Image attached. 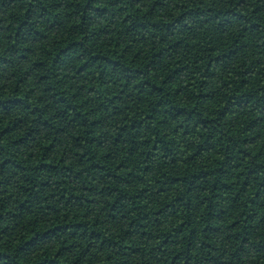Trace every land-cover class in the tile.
Listing matches in <instances>:
<instances>
[{
	"label": "trees",
	"instance_id": "16d2710c",
	"mask_svg": "<svg viewBox=\"0 0 264 264\" xmlns=\"http://www.w3.org/2000/svg\"><path fill=\"white\" fill-rule=\"evenodd\" d=\"M0 264H264V0H0Z\"/></svg>",
	"mask_w": 264,
	"mask_h": 264
}]
</instances>
